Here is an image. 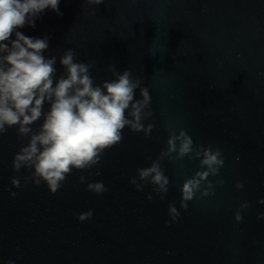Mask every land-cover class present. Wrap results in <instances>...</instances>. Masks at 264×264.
Instances as JSON below:
<instances>
[{
	"label": "water",
	"instance_id": "95a60500",
	"mask_svg": "<svg viewBox=\"0 0 264 264\" xmlns=\"http://www.w3.org/2000/svg\"><path fill=\"white\" fill-rule=\"evenodd\" d=\"M59 8L62 15L46 11L23 33L50 38L46 55L57 57L58 74L59 56L69 48L79 62L95 61L97 84L112 79L111 64L130 70L149 89L154 115L145 124L155 126L148 138L126 128L91 177L73 171L56 194L45 184L24 187L28 172L15 173L12 162L27 139L15 128L0 136V264H264V220L258 219L264 213L258 204L264 198V0H105L97 8L61 0ZM174 129L225 157L217 177L223 187L190 202L186 212L181 188L199 161H164L170 180L164 200L151 185L140 192L130 183ZM17 175L20 189L11 184ZM82 175L108 191L89 192L79 183ZM173 202L181 216L168 226ZM244 202L251 207L238 223ZM89 210L92 219L79 222Z\"/></svg>",
	"mask_w": 264,
	"mask_h": 264
},
{
	"label": "clouds",
	"instance_id": "9594fccd",
	"mask_svg": "<svg viewBox=\"0 0 264 264\" xmlns=\"http://www.w3.org/2000/svg\"><path fill=\"white\" fill-rule=\"evenodd\" d=\"M86 3L97 8L105 0ZM60 4L61 0H0V136L15 128L19 137L27 139L13 158V170L17 174L27 170L24 187L45 184L52 194L64 186L73 171L88 172L91 177L90 170L100 165L107 150L122 142L126 128L148 138L155 126L145 124L154 115L149 89L142 87V81L130 70L121 73L111 64L107 70L112 79L97 84L91 74L95 61L79 62L76 52L69 48L59 56L63 72L58 74L57 57L46 55L50 38L23 33L25 27L34 29L46 11L62 15ZM137 90L140 99L136 98ZM37 123L40 126L34 131ZM185 158L199 161V170L181 188L179 206L186 212L190 202L214 196L216 189L223 187L225 181L217 177L225 157L219 148L195 145L185 130H172L165 149L156 159L148 158L149 167L137 168V176L130 183L140 192L151 185L152 193L164 200L170 180L163 163L175 164ZM89 177L79 178L80 184L87 183L89 192L101 196L108 191L102 181L88 182ZM11 184L21 188L19 175ZM235 187L243 190L245 185L238 181ZM7 191L13 198L17 196L11 189ZM147 199L151 201L154 196L149 194ZM258 204L264 205V198ZM250 207L248 202L242 203L235 221L242 222V213ZM168 215V226L179 221L181 214L175 202L169 204ZM92 217L89 210L77 218L84 223ZM258 219L264 220V213Z\"/></svg>",
	"mask_w": 264,
	"mask_h": 264
}]
</instances>
